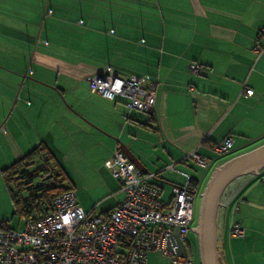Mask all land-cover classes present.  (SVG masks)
<instances>
[{
  "label": "crops",
  "instance_id": "0c3cea01",
  "mask_svg": "<svg viewBox=\"0 0 264 264\" xmlns=\"http://www.w3.org/2000/svg\"><path fill=\"white\" fill-rule=\"evenodd\" d=\"M43 1L40 13L29 0H0V170L44 144L69 177L78 205L104 213L123 197L108 172L120 145L143 173L155 174L159 198L167 203L183 174L192 177L199 194L196 171L218 165V158L207 156L226 136L232 144L221 155L264 142V48L254 50L264 47V0H81L118 7L95 6L99 23L111 22L109 34L96 37L89 54L84 43L82 52L63 56L40 45L38 35L32 45L40 16L51 15L50 0ZM191 62L204 70L190 72ZM107 66L120 77L147 74L155 82L150 119L140 112L125 119L122 100L89 90L85 77ZM242 85L253 93L244 96ZM190 151L210 164L200 168L186 160ZM86 157L106 192L97 200L81 192L91 188L89 170L84 177L78 164ZM215 224L218 264H264V171L225 188ZM234 224L243 228L242 236L230 234ZM188 250L199 264L197 250Z\"/></svg>",
  "mask_w": 264,
  "mask_h": 264
},
{
  "label": "built area",
  "instance_id": "2783aa9c",
  "mask_svg": "<svg viewBox=\"0 0 264 264\" xmlns=\"http://www.w3.org/2000/svg\"><path fill=\"white\" fill-rule=\"evenodd\" d=\"M263 48L256 45L254 50L259 54ZM204 68L197 62L188 65L192 73L200 74ZM85 79L91 92L108 100H122L125 119L132 111L150 119L156 90L148 75L120 77L107 66L104 72ZM241 93L251 95L253 89L242 85ZM231 144V137L226 136L212 150L225 153ZM187 159L200 168L210 164L195 151H190ZM166 167L175 171L172 165ZM108 168L123 193L114 208L105 213L85 211L70 189L53 198L48 213L35 219L19 216L21 229L0 221V264H146L150 251L167 256L169 264H194L188 250V233L198 188L192 177L183 174L184 181L172 186L171 198L165 203L159 198L161 188L153 182L154 174L143 173L119 148ZM243 232L239 225L231 226L232 236H242ZM179 243L186 247L185 256L176 252Z\"/></svg>",
  "mask_w": 264,
  "mask_h": 264
},
{
  "label": "rangeland",
  "instance_id": "374dc122",
  "mask_svg": "<svg viewBox=\"0 0 264 264\" xmlns=\"http://www.w3.org/2000/svg\"><path fill=\"white\" fill-rule=\"evenodd\" d=\"M29 1H31L33 5H37L38 3L39 7L37 5V10L40 13L42 12L47 2L43 0L40 1L29 0ZM84 3L85 6L87 7L85 9H84ZM111 4H112L111 1L50 0L49 3L50 9H48V11L51 12V15L44 17V19H41L40 16L38 21L39 32L38 30L32 31L33 34V37H31L32 45L35 44L36 36L38 35L37 42L40 43V45L46 43L49 46V48L54 49L55 52L61 56H63V54L65 55L69 53H73L74 55H76L78 52L80 51L82 52L83 49L82 47H80V45L84 43H85V49H87V52L89 54V50L95 47V42H96L95 38L102 36V32L104 33V35L109 34L111 28L110 25L111 22L108 20L103 24L99 23V20L97 19L98 15L94 7L102 5L104 7H107L108 10L111 8L118 7L116 4H114L113 6H111ZM45 14L46 12L44 13V15ZM80 19L82 20L81 23L79 22ZM96 27L99 28L97 30V33H95ZM42 30L44 31V34L40 33ZM45 32H47L48 34H45ZM80 39L81 40L84 39V41L81 42ZM123 111L125 112L124 108ZM135 112L137 111H132V115H135L136 114ZM229 153H227L226 155H221L219 153H211L212 154L211 156L209 155L208 156L205 155V156L210 157L212 160L218 158L216 161L213 162L220 164L223 163L225 160L235 156V154H231V153L229 154ZM91 160L93 159H87L86 157V160L78 161V164H81L80 167H82V172L84 173L83 176L87 177L86 174H89L88 181L91 184V188L89 190H84L81 192L85 194L86 191L87 194L91 196V198L97 200L102 196H104L106 192L105 189L102 186H100V183L97 182V177H96L97 175L91 172L93 170L88 164L90 163L89 161ZM213 167L206 169L205 173L204 170L201 173L199 171H196V173H198V175L201 177V185L199 186L198 197L194 201L193 220L190 228L195 225L197 211H198V204H199V195ZM85 169L89 170L86 172V174L84 172ZM108 172L109 174H111L110 171ZM71 177L74 179L73 176ZM1 179H0V221H7L8 225L13 229H21L23 226V222L19 220V214L15 213V209L11 201L7 187L4 184L3 180ZM113 179L114 181H116L115 178ZM162 195L163 194L161 193L160 196L162 197ZM97 209L99 210L98 207ZM97 209L95 208V211H98ZM188 242L190 248L191 246H193L194 249L197 250L196 236L191 231L188 233ZM146 264H168V258L161 255L159 252L150 251L147 254Z\"/></svg>",
  "mask_w": 264,
  "mask_h": 264
},
{
  "label": "trees",
  "instance_id": "16d2710c",
  "mask_svg": "<svg viewBox=\"0 0 264 264\" xmlns=\"http://www.w3.org/2000/svg\"><path fill=\"white\" fill-rule=\"evenodd\" d=\"M0 175L15 213L26 218L35 219L48 213L56 195L65 190H73L61 164L44 144L37 145L1 169Z\"/></svg>",
  "mask_w": 264,
  "mask_h": 264
},
{
  "label": "water",
  "instance_id": "95a60500",
  "mask_svg": "<svg viewBox=\"0 0 264 264\" xmlns=\"http://www.w3.org/2000/svg\"><path fill=\"white\" fill-rule=\"evenodd\" d=\"M119 149L137 168L142 167L137 158L123 145ZM264 169V143L235 155L213 167L199 195L196 222L190 231L195 234L199 264H218L216 250V213L225 188L244 175L259 176ZM177 241V234H174ZM177 254L185 256L186 247L179 243Z\"/></svg>",
  "mask_w": 264,
  "mask_h": 264
}]
</instances>
